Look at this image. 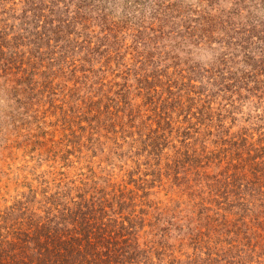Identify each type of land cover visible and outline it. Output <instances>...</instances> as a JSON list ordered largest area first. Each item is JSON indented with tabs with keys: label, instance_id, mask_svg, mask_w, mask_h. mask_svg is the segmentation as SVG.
Segmentation results:
<instances>
[{
	"label": "rangeland",
	"instance_id": "rangeland-1",
	"mask_svg": "<svg viewBox=\"0 0 264 264\" xmlns=\"http://www.w3.org/2000/svg\"><path fill=\"white\" fill-rule=\"evenodd\" d=\"M7 1L0 37L18 46L16 65L28 72L14 75V56L0 69V211L37 208L43 190L64 202L84 193L107 210L122 207L115 217L133 221L155 264H201L209 254L258 264L261 249L248 250L264 243V42L218 29L215 42L191 45L180 18L170 36L143 46L131 28L108 34L93 12L76 31L89 52L76 34L48 45L32 36L40 20L66 17L62 0ZM185 2L187 19L202 9L228 15L234 32L264 13L252 0ZM242 37L258 50L249 66L239 47L235 64L219 66ZM242 206L249 212L237 222Z\"/></svg>",
	"mask_w": 264,
	"mask_h": 264
},
{
	"label": "trees",
	"instance_id": "trees-1",
	"mask_svg": "<svg viewBox=\"0 0 264 264\" xmlns=\"http://www.w3.org/2000/svg\"><path fill=\"white\" fill-rule=\"evenodd\" d=\"M33 1L32 5L36 4L37 1ZM238 1L241 2V0ZM252 1L256 12H264V0ZM8 2L0 0V7H4ZM60 3L63 4L62 10L66 15L64 19L59 17L49 22L46 19L40 20L42 24L34 27L35 32H32V36L39 40L40 44L45 42L48 45L52 41L70 43L72 39L69 37L76 34L73 41L79 46V40L82 38V42L87 45L83 47L81 45L80 48H87L89 52H92L94 48L90 47L82 33L76 31L80 29L79 27L82 30L89 28L88 13L93 12L96 14L97 23L107 28L108 34L112 32L119 34L124 29L131 28L135 30V37L138 40L143 39V46L151 44L154 46L160 42V37L164 39L170 36V33L174 32L173 26H170L171 22L180 18L183 21H180L182 23L180 26L186 30V34L181 36L187 37L191 45L205 43L204 40L210 44L215 42L214 34L218 29L223 34L225 32L226 35H230L232 40L246 35L248 38L257 39L258 42H264V13L256 15L251 12L245 23L241 24L242 26L239 24L240 26H237L234 32L231 23L228 22L231 19L228 15L223 18L202 9L195 21L187 19V11L183 10V5L185 4L186 8L192 4L186 3L185 0H67V2L62 0ZM72 5H75L74 9H71ZM31 9V20L34 23L35 19L38 23L39 20L33 15L34 12ZM50 12L53 14V9H50ZM38 27L42 29L38 31ZM1 33L3 35L0 37V69L5 65L8 67L13 65L10 63L14 62L15 57L14 66L17 71L13 72L14 75L19 72L27 73V68H23V62L19 66L16 65L18 58L21 57L18 46L7 42L8 34L3 31ZM13 38V40L18 39L16 36ZM142 41L140 42L143 43ZM9 44L12 45V50L7 46ZM40 44L39 48H41ZM249 44H251L249 40H243V37L242 41L240 39L236 43L231 42V47L227 48L228 52H223L217 58L221 62L219 66L226 65L227 62L231 65L235 64L236 62H233L231 58L237 57L234 55V48L238 47L239 51L236 50V52L243 55V60L240 62L249 66L251 55L258 51L255 50L256 47L252 50L250 46H247ZM22 46L24 47V44ZM65 46L67 52L73 48ZM251 68L255 69L254 66ZM21 81L23 76L20 84ZM7 116L10 119L14 118L10 113ZM42 196L43 199L38 200L40 206L37 208L22 210L21 207L14 205L6 207L3 212L0 211V264H155L152 249L142 248L138 232L131 224L133 221L126 217L130 222L126 225V219L119 220L115 217L122 213V207L112 210L113 206L109 205L110 210H107L102 201H94L93 197L87 198L84 193L71 196L66 202L61 201L59 191L49 193L43 190ZM243 207L241 208L244 210L245 207ZM244 211L246 212L242 211L241 215L237 211L239 215L236 218L237 222H241V217L249 212L248 209ZM215 220L217 221L218 218ZM226 223L227 219L223 224ZM236 232L238 233L237 230ZM253 235L254 238L257 237L256 233L252 232L244 235L243 238L248 239L250 244ZM258 247L261 250L256 252ZM248 251L252 254L256 252L258 264H264L261 260L264 256V243L261 240H258ZM241 253L232 256H239ZM224 260L225 258H214L209 254L201 264H250V261H246L245 258L238 261L233 259L223 262Z\"/></svg>",
	"mask_w": 264,
	"mask_h": 264
}]
</instances>
